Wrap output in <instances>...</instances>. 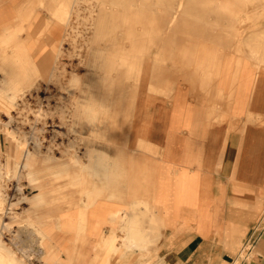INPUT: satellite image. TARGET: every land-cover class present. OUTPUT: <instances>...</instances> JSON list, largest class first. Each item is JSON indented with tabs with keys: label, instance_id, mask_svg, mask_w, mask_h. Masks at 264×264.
<instances>
[{
	"label": "bare ground",
	"instance_id": "bare-ground-1",
	"mask_svg": "<svg viewBox=\"0 0 264 264\" xmlns=\"http://www.w3.org/2000/svg\"><path fill=\"white\" fill-rule=\"evenodd\" d=\"M242 1L0 0V94L5 97L0 115L6 116L0 135L9 143L6 153L0 144V264H32L31 253L23 251L19 261L3 240L20 219L16 207L24 203L31 214L22 218L26 226L21 229L38 237L41 254L51 247V264H64V253L66 264H112V259L124 264L129 252L157 247L165 222L160 214L153 217L154 226L158 221L160 226L151 238L134 228L120 245L111 236L95 239L98 200L119 190L123 176L113 169L110 145L127 137L146 68L152 67L156 79H167L168 92L176 80L199 77L198 68L209 65L204 77H224L233 113H244L247 98L264 91V27L254 29L264 20V7H257L253 17L248 10L241 16L235 6ZM211 27L225 30L228 38L209 62L194 45L178 47V33L195 36ZM168 52L170 69L163 66ZM257 117L249 114L247 120L260 122ZM14 124L29 132L17 134ZM69 129L82 135L87 159L72 154L70 167L54 153L67 144ZM28 190L38 192L29 197ZM65 190L68 198L70 191L83 198L73 249L63 244L70 227L64 219ZM179 198L178 206L194 205L193 196ZM263 217L264 212L258 222ZM86 248L92 252L88 260Z\"/></svg>",
	"mask_w": 264,
	"mask_h": 264
},
{
	"label": "crops",
	"instance_id": "crops-1",
	"mask_svg": "<svg viewBox=\"0 0 264 264\" xmlns=\"http://www.w3.org/2000/svg\"><path fill=\"white\" fill-rule=\"evenodd\" d=\"M209 68L176 80L168 92L167 79L144 69L127 137L110 145L113 169L123 176L119 190L98 200L95 239L111 236L120 245L134 228L151 238L160 226L153 217H165L157 247L129 252L124 264H152L154 254L159 264H233L264 212V91L235 115L228 82L205 78ZM249 114L260 122H248ZM64 196L70 227L63 244L73 249L83 198L72 191L68 198L66 190ZM182 196L195 197L194 205L178 206ZM251 242L244 264H264V226ZM85 253L88 260L92 252Z\"/></svg>",
	"mask_w": 264,
	"mask_h": 264
},
{
	"label": "rangeland",
	"instance_id": "rangeland-1",
	"mask_svg": "<svg viewBox=\"0 0 264 264\" xmlns=\"http://www.w3.org/2000/svg\"><path fill=\"white\" fill-rule=\"evenodd\" d=\"M246 6H247V8H246ZM257 7H259V8L264 7V1L260 2V0H259V3L257 2V0L256 1L246 0L245 2L242 1V2L238 3V6H235V9H236V12H238L241 16H245L244 12L246 10H248L249 12L248 11L247 12L250 14L251 17H253V16H255L254 11L256 10ZM187 22H189V20ZM262 27H264V20H261V22L259 20L258 26L254 27V29H260ZM211 29H212V27L211 28H205V29H203L202 34H198V35L195 34V36L192 34H185V35L181 36L179 34H182V33H178V39H177L178 47L183 48V46H184V48H187V47L192 48V46L194 45L195 49L197 48L196 49L197 51L203 50L202 53L204 54L205 58L208 57V62H209L210 57L214 56V54L216 55L217 53L222 52V50H223L222 42L227 41V38H228L225 30H222V29H220V30L216 29L215 30V28H214V30H211ZM1 34H2V31L0 30V35ZM41 38L42 37H40V39ZM44 39H45V37H44ZM168 39H170V37L167 38V41H168ZM35 43H36V41H35ZM151 50L156 52L153 48H151ZM231 52L234 53L233 51H231ZM169 53L170 52H168L166 57H165L166 60L163 59L164 60L163 66L167 69H170L172 67L171 66L172 55H169ZM201 67H203V64ZM131 82H132V85L134 87V85L136 83H134L133 80ZM3 96H4L3 93L0 94V102H3V101L5 102V97H3ZM71 112L72 111H70V115H71ZM0 121L2 122V127H3L4 126L3 122H6L5 113L4 114L1 113ZM14 127H15V132L17 134L19 133V135L23 134V133L27 134L29 132V130L27 128L22 129V128L17 127L15 124H14ZM68 133H69V135L66 138L67 144L58 148L59 150H57L56 152L54 151V153H55V158L57 159L58 162H64L65 164H68V166L70 167V165H71V158L70 157H72V154H76L77 156H79V155H81V151H83V155H82L83 158L81 161H83V162L86 161V156H85L86 155L85 154L86 145H85L84 141L80 140V139H83L82 135L80 136L78 133L75 134L70 129H69ZM0 144H1L3 152L6 153V149H7V146L9 145V143L8 144L6 143L5 136L3 133L0 135ZM104 145H108V144H104ZM96 146H97V148L100 149L102 144L99 143V144H96ZM1 160L6 161L5 157L2 158ZM10 162H11V160H10ZM11 164L13 167L15 166L14 161H12ZM22 182L24 184L26 183L25 178L22 179ZM37 192L38 191L34 192L32 190H28L26 195H28L29 197H32L33 194H37ZM9 194L12 195V194H14V192L11 190L9 192ZM29 209H30L29 203H24V204H21L20 206L16 207V210L14 211V213H17L20 216V219L17 223H13V226L10 230L11 232L5 233V235L3 236L4 244L14 253V256L19 261L24 260L23 257L25 256V253L23 251H27L28 253L32 254V259H33L31 261L32 264H51L50 258H51V255L53 253V252H49L51 247L47 246V254H41V252L39 251L38 245L36 243L38 237L34 236V234H32V232H31V230H29V232H28L25 230L22 231L23 229H21V228L26 226V223L24 222V220L22 218L24 216L26 217V216L31 214V211ZM4 220L7 223H10V218H5ZM262 220H264V217L262 218ZM19 229H21V231L17 235V231ZM254 229L252 232L249 233L246 243H244L242 248H241V250H242L241 253L239 254L238 258L234 261L233 264H236V261L240 258L241 255H243V258L239 259V264H244L251 257V252L253 249L251 241H252V237L255 235ZM157 255L158 254L152 255V258H151L152 264H159L160 260L154 258V256H157ZM134 262H136V261L133 260L131 263L134 264ZM141 262L143 263V261H141ZM171 264H173V262H171Z\"/></svg>",
	"mask_w": 264,
	"mask_h": 264
},
{
	"label": "built area",
	"instance_id": "built-area-1",
	"mask_svg": "<svg viewBox=\"0 0 264 264\" xmlns=\"http://www.w3.org/2000/svg\"><path fill=\"white\" fill-rule=\"evenodd\" d=\"M262 226H264V224H262V220H260L259 222H258V224H257V226L255 227V233L254 234H256L258 231H259V229L260 228H262ZM255 237V235L252 237V239Z\"/></svg>",
	"mask_w": 264,
	"mask_h": 264
}]
</instances>
